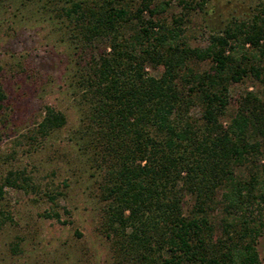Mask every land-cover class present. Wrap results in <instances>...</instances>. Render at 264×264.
<instances>
[{
	"label": "trees",
	"instance_id": "1",
	"mask_svg": "<svg viewBox=\"0 0 264 264\" xmlns=\"http://www.w3.org/2000/svg\"><path fill=\"white\" fill-rule=\"evenodd\" d=\"M166 8L165 0H73L65 8L86 59L77 61L90 103L81 136L103 165L101 224L127 264H264V3L204 45L187 41L184 11L168 20ZM96 37L107 44L94 51ZM147 62L161 73H149ZM244 77L258 89L224 123L230 84ZM4 97L0 85V105ZM65 122L46 105L31 144ZM28 181L22 170L0 175V200L4 186Z\"/></svg>",
	"mask_w": 264,
	"mask_h": 264
},
{
	"label": "rangeland",
	"instance_id": "2",
	"mask_svg": "<svg viewBox=\"0 0 264 264\" xmlns=\"http://www.w3.org/2000/svg\"><path fill=\"white\" fill-rule=\"evenodd\" d=\"M72 1L0 0V85L5 93L0 105V175L22 170L30 183L25 188L4 186L0 264H127L101 224L106 201L99 189L103 165L92 159L93 151L81 136L90 103L78 84L77 61L84 63L85 55L65 13ZM165 1L163 14L168 20L185 12L183 26L191 45H204L210 32L234 18L250 17L264 3ZM106 44L105 38L96 37L94 51ZM192 62L198 67L208 64ZM145 68L153 75L162 71L156 62H147ZM257 89L250 77L232 82L223 122H228L247 90ZM46 105L62 110L66 122L33 145V130ZM246 171L244 166L238 169L241 174ZM191 203L186 194L184 209ZM219 218L215 211L216 223ZM257 249L264 262V229Z\"/></svg>",
	"mask_w": 264,
	"mask_h": 264
}]
</instances>
